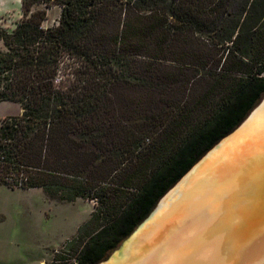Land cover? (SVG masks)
<instances>
[{
	"label": "trees",
	"instance_id": "1",
	"mask_svg": "<svg viewBox=\"0 0 264 264\" xmlns=\"http://www.w3.org/2000/svg\"><path fill=\"white\" fill-rule=\"evenodd\" d=\"M21 3L0 26V102L21 107L0 185L95 201L66 264H98L264 97V0Z\"/></svg>",
	"mask_w": 264,
	"mask_h": 264
},
{
	"label": "bare ground",
	"instance_id": "2",
	"mask_svg": "<svg viewBox=\"0 0 264 264\" xmlns=\"http://www.w3.org/2000/svg\"><path fill=\"white\" fill-rule=\"evenodd\" d=\"M262 160L264 100L166 195L130 251L101 264H264Z\"/></svg>",
	"mask_w": 264,
	"mask_h": 264
},
{
	"label": "rangeland",
	"instance_id": "3",
	"mask_svg": "<svg viewBox=\"0 0 264 264\" xmlns=\"http://www.w3.org/2000/svg\"><path fill=\"white\" fill-rule=\"evenodd\" d=\"M9 1L11 6L8 3L4 10L0 9V26L13 30L23 15L16 20L6 17V10L17 9L16 2ZM37 9L47 11V18L42 23L44 27L58 23L61 12L59 6L47 7L41 3L32 7V10ZM3 47L0 41V48ZM20 112L18 103L0 102V122ZM261 163L263 166H258L255 171L258 176L264 169V160ZM95 205V201L82 198L74 201L52 199L42 188L10 189L0 185V264L73 262L75 245L69 248L67 243L77 235L79 227L90 219ZM213 228L218 230V223Z\"/></svg>",
	"mask_w": 264,
	"mask_h": 264
},
{
	"label": "water",
	"instance_id": "4",
	"mask_svg": "<svg viewBox=\"0 0 264 264\" xmlns=\"http://www.w3.org/2000/svg\"><path fill=\"white\" fill-rule=\"evenodd\" d=\"M264 100V98L261 100V102L259 103V105L262 103V101ZM259 105H257V106H259ZM256 106V107H257ZM255 107V108H256ZM254 108V109H255ZM254 109L249 113V115L244 119V121L252 114V112L254 111ZM243 121V122H244ZM242 122V123H243ZM241 123V124H242ZM240 124V125H241ZM239 125V126H240ZM238 126V127H239ZM237 127V128H238ZM236 128V129H237ZM235 129V130H236ZM234 130V131H235ZM234 131H232L231 133H233ZM230 133V134H231ZM230 134H228V135H230ZM227 135V136H228ZM227 136H225L224 138H226ZM224 138H222L220 141H222ZM219 141V142H220ZM218 142V143H219ZM218 143H216L210 150H208L181 178H180V180L172 187V188H170L160 199H159V201L157 202V204H156V206L153 208V210L149 213V215L132 231V233L126 238V239H124L123 241H122V243L120 244V246L117 248V249H115L105 260H103V261H101V262H99L98 264H101V263H103V262H107V261H114L116 258H117V256L119 255V253L120 252H122V253H126V252H129L130 251V249L133 247V244L135 243V241L138 239V237H139V234H140V231H141V229L143 228V226L144 225H146L147 223V220L158 210V208H160L161 207V205H162V203L165 201L164 199H165V197H166V195L172 190V189H174L175 187H176V185H178V183L183 179V177L186 175V174H188V172L203 158V157H205L206 155H207V153H209Z\"/></svg>",
	"mask_w": 264,
	"mask_h": 264
},
{
	"label": "crops",
	"instance_id": "5",
	"mask_svg": "<svg viewBox=\"0 0 264 264\" xmlns=\"http://www.w3.org/2000/svg\"><path fill=\"white\" fill-rule=\"evenodd\" d=\"M13 2H16V8L17 9H15V10H11V9H9V10H6L5 12H6V17L7 16H9L10 17V19L12 18V19H20L21 18V16L23 15L22 14V3H21V0H12ZM9 3V4H8ZM6 4H8V5H10V1L9 0H0V9L2 10H4V6L6 5ZM11 6V5H10ZM4 20V19H3ZM7 24H4V26H6ZM3 26V25H2Z\"/></svg>",
	"mask_w": 264,
	"mask_h": 264
}]
</instances>
